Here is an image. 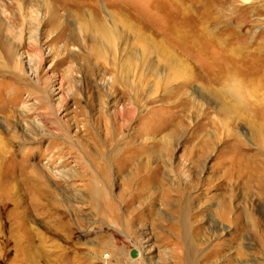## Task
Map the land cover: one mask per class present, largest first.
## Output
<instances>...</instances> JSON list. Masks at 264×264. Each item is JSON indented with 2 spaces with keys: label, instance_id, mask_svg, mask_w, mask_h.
I'll use <instances>...</instances> for the list:
<instances>
[{
  "label": "rangeland",
  "instance_id": "obj_1",
  "mask_svg": "<svg viewBox=\"0 0 264 264\" xmlns=\"http://www.w3.org/2000/svg\"><path fill=\"white\" fill-rule=\"evenodd\" d=\"M0 8L20 58L0 66V264H264V150L204 91L221 66L264 70V0Z\"/></svg>",
  "mask_w": 264,
  "mask_h": 264
},
{
  "label": "bare ground",
  "instance_id": "obj_2",
  "mask_svg": "<svg viewBox=\"0 0 264 264\" xmlns=\"http://www.w3.org/2000/svg\"><path fill=\"white\" fill-rule=\"evenodd\" d=\"M5 14L7 13H4L3 9L0 8V46L1 48H3L5 53V54L3 52L0 53V66L7 68L9 67V64H12L14 65V67L18 68L19 67L18 65L20 64V60H19L20 58H18L17 56L18 49L16 50L15 48H18L19 46L15 44V41H13L12 38L7 36L9 31H11L13 28L11 23L7 19H5L4 17ZM83 26L86 27L84 29L90 35L89 37L91 38V42L93 43L92 44L93 48L95 49L100 48L99 46L102 43H105L106 45L108 44V46L115 45L114 36L111 33H108L106 29L104 30L103 28H101V26H98L97 27L98 29H96V27L90 28V26L87 25H83ZM173 30L175 31V29ZM171 33H173L172 37L175 39H179V38L181 39L183 37L184 38L191 37L189 36L191 34L187 36L186 34L187 32L182 31L181 29H178L177 31ZM198 37L199 36H197L195 41L198 40ZM147 43L152 44L148 41ZM181 62H182L181 59L177 57L174 58L168 56L166 63L167 66L169 67L168 68L169 71H171L170 73L173 78L185 79L181 85H185V84L187 85L188 83L194 82L200 78L196 76L197 74L192 75L191 73L192 71H190L188 65ZM215 71L211 72V74L208 75L209 77L207 79H209L210 83L209 84L207 83L208 85L206 86V90L204 91L208 92L209 98H211L214 102L218 104L217 111L219 115L223 117L222 118L223 123L221 124V127L224 128L227 127L228 124L230 123L246 120L247 123L249 124L253 138L256 140L257 144L264 150V70H262L263 72L262 71L255 72L256 71L255 70L254 73L244 74L242 71H239V69L235 68L234 66L233 67L221 66L219 67V69ZM241 72L243 74H241ZM211 84L216 85L217 88L216 89L211 88L210 87ZM203 98L206 101L207 97H203ZM246 112L247 115H244ZM210 124L215 129L220 128L218 121L212 120ZM178 126H182V125H180L179 123ZM172 132H174L173 134H177L176 131H172ZM238 145L239 146L236 147L240 148L241 145L240 144ZM147 165L148 164L146 162L141 164V167L145 168L147 167ZM252 170L255 171L256 174L261 173L257 167H253Z\"/></svg>",
  "mask_w": 264,
  "mask_h": 264
},
{
  "label": "water",
  "instance_id": "obj_3",
  "mask_svg": "<svg viewBox=\"0 0 264 264\" xmlns=\"http://www.w3.org/2000/svg\"><path fill=\"white\" fill-rule=\"evenodd\" d=\"M140 255L139 251L137 249H132L130 251V257L133 258V259H136L138 258Z\"/></svg>",
  "mask_w": 264,
  "mask_h": 264
},
{
  "label": "built area",
  "instance_id": "obj_4",
  "mask_svg": "<svg viewBox=\"0 0 264 264\" xmlns=\"http://www.w3.org/2000/svg\"><path fill=\"white\" fill-rule=\"evenodd\" d=\"M105 258H109V255H106V257Z\"/></svg>",
  "mask_w": 264,
  "mask_h": 264
}]
</instances>
